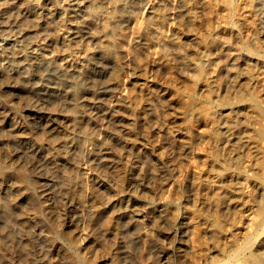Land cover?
Returning a JSON list of instances; mask_svg holds the SVG:
<instances>
[{"label": "rangeland", "instance_id": "obj_1", "mask_svg": "<svg viewBox=\"0 0 264 264\" xmlns=\"http://www.w3.org/2000/svg\"><path fill=\"white\" fill-rule=\"evenodd\" d=\"M187 4L0 0V264L264 253V0Z\"/></svg>", "mask_w": 264, "mask_h": 264}, {"label": "bare ground", "instance_id": "obj_2", "mask_svg": "<svg viewBox=\"0 0 264 264\" xmlns=\"http://www.w3.org/2000/svg\"><path fill=\"white\" fill-rule=\"evenodd\" d=\"M232 1V0H231ZM186 2L188 3L187 5H189V6H191V7H193V6H195L196 4H197V0H186ZM227 3H228V1H227ZM245 3V2H244ZM247 3V2H246ZM213 4V3H212ZM94 5V4H93ZM124 5V4H123ZM232 5V4H231ZM247 5H248V3H247ZM122 6V5H121ZM213 6V5H212ZM234 6V5H233ZM243 7H246V6H243ZM250 7V6H249ZM21 8V7H20ZM99 8V7H98ZM132 8V7H131ZM254 8V7H253ZM229 9V8H228ZM231 9V11L229 12V14H228V16H230L229 18H230V22H232V21H234L231 25L233 26V25H235V26H237V28L238 29H240V31H241V25L243 24V18H242V16H235V14H236V9L235 8H230ZM264 9V8H263ZM191 10H192V8H191ZM51 11V10H50ZM207 11V10H206ZM238 11V10H237ZM259 11V10H258ZM191 12V11H190ZM36 15V14H35ZM38 15H39V13H38ZM159 15V14H158ZM241 15V14H240ZM20 16V15H19ZM115 16V15H114ZM43 17V16H42ZM35 18H37V17H35ZM17 19L18 18H16V21H17ZM38 19H39V17H38ZM41 20V19H40ZM108 20V19H107ZM219 21V20H218ZM245 21V20H244ZM7 22V21H6ZM201 22V21H200ZM209 22V21H208ZM39 22H37V24L36 25H39L38 24ZM202 23V22H201ZM219 23V22H218ZM256 23V22H255ZM42 24V23H41ZM49 24V23H48ZM220 24V23H219ZM163 25V24H162ZM106 26V25H105ZM21 27V26H20ZM49 27V26H48ZM63 27V26H62ZM64 28V27H63ZM257 28V27H256ZM12 29V28H11ZM47 29V28H46ZM258 29V28H257ZM256 29V30H257ZM45 30V29H44ZM52 30V29H51ZM57 30V29H56ZM63 30V29H62ZM183 30V29H182ZM15 31V30H14ZM35 31V30H34ZM75 31V30H74ZM199 32V31H198ZM205 32V31H204ZM256 33H258L257 34V36H255L256 37V39L258 40L257 41V43L255 44L256 46H253L252 44H251V42L249 43V41L250 40H245V41H247L248 43H241V41L239 40V43H240V45H242L241 47H242V49L244 48L245 50H247V51H249V52H252V53H254V54H258V55H260V56H262V57H264V51H263V48L264 47H262V44L264 43L261 39L263 38V40H264V37H262L261 35H260V32H259V30H257V31H255ZM42 33H44V32H42ZM46 33V32H45ZM77 34H78V32H76ZM249 33V32H248ZM38 34H40V32L38 33ZM37 34V35H38ZM210 34V33H209ZM25 35V34H24ZM36 35V36H37ZM47 36H48V32H47V34H46ZM254 35H255V33H254ZM45 36V35H44ZM46 36V37H47ZM54 36V35H53ZM86 36V35H85ZM110 36V35H109ZM30 37V36H29ZM262 37V38H261ZM47 38H49V37H47ZM54 39V38H53ZM57 39V38H56ZM78 39V38H77ZM48 40V39H47ZM243 41V40H242ZM58 42V41H57ZM22 43V42H21ZM219 43V42H218ZM220 45V44H219ZM40 46V45H39ZM16 47V46H15ZM220 47V46H219ZM235 47V46H234ZM240 47V48H241ZM93 48V47H92ZM199 48V47H198ZM219 49V48H218ZM64 50V49H63ZM220 51H221V49H219ZM235 50V49H234ZM240 50V49H239ZM230 51V50H229ZM238 51V50H237ZM210 52V51H209ZM241 53V52H240ZM247 54V53H246ZM230 55V54H229ZM244 55V54H243ZM207 56V55H206ZM259 56V57H260ZM207 58V57H206ZM261 58V57H260ZM230 61H232V63H233V66L236 68V69H243V65H244V63H246V61H245V56H242L241 57V55H239V53H234V54H232L231 56H230ZM247 60V59H246ZM261 60V59H260ZM192 65V64H191ZM4 66V65H3ZM248 66V65H247ZM198 67V66H197ZM248 68V67H247ZM3 70V69H2ZM251 70V69H250ZM256 70V69H255ZM254 70V71H255ZM248 71V70H247ZM248 72H251V71H248ZM247 72V73H248ZM9 73V72H8ZM8 73H7V71H6V74L5 73H2V76L3 77H9V76H11V75H8ZM11 73V72H10ZM12 74V73H11ZM245 74V73H244ZM252 74V73H251ZM7 75V76H6ZM239 75V74H238ZM240 75H241V73H240ZM252 77H254V76H252ZM12 78V77H11ZM8 79V78H7ZM223 79V78H222ZM9 80H11V79H9ZM12 80H15V77L14 78H12ZM16 82V81H15ZM25 82V81H24ZM249 85H251V83H249ZM255 86V85H254ZM247 87H250V86H247ZM252 87V86H251ZM256 87V86H255ZM253 89V90H252ZM251 89V91L250 92H248V96L247 97H249V99L251 100V104L253 105V108L254 107H257L258 109H256V110H258L257 112H258V114L256 115L255 113V115H256V117H255V121H256V123H258V127L257 128H259V134H260V136L264 139V96H262L261 95V93H260V91H262V87L258 90V88H257V90H258V92L254 89V88H252ZM257 92V93H256ZM242 96H244V93L243 94H241ZM246 96V95H245ZM225 99V98H224ZM225 101V100H224ZM228 101H229V99H228ZM230 101H231V98H230ZM250 104V105H251ZM251 105V106H252ZM249 108H251V107H249ZM253 108H251L252 110H253ZM57 110V109H56ZM242 110V109H241ZM253 111H251L250 113L251 114H253L252 113ZM250 113H248V114H250ZM255 115H253V116H255ZM250 116V115H249ZM252 116V115H251ZM252 118V117H251ZM238 119V118H237ZM236 120V119H235ZM248 120H250L249 118H248ZM248 120H247V122H248ZM237 121H239V120H237ZM251 121V120H250ZM253 121V120H252ZM41 122V121H40ZM18 123V122H17ZM240 123V122H239ZM251 123H253L254 124V122H251ZM251 126H253V125H251ZM49 127H51V125L49 126ZM250 127V126H249ZM248 126H247V124L245 125V126H241L240 128V130H239V133H240V131L241 132H243V131H247V128H249ZM14 128V127H13ZM251 128V127H250ZM250 130V129H249ZM254 130V129H253ZM238 133V132H237ZM254 133V132H253ZM237 136V135H236ZM256 137H259V135L258 136H256ZM253 138V137H252ZM258 139H260V137L258 138ZM259 141V140H258ZM256 145V144H255ZM261 145V144H260ZM261 147H263V146H261ZM28 150V149H27ZM31 152V151H30ZM38 157V156H37ZM263 157V158H262ZM262 157H258L260 160H261V163H262V160H263V164H264V149H263V156ZM259 159H257L258 160V163H259ZM226 163V162H225ZM260 163V164H261ZM259 165V164H258ZM225 166H227V165H225ZM215 167V166H214ZM222 169H224V167H221ZM228 170V169H227ZM219 171V170H218ZM263 171V170H262ZM224 174V173H223ZM262 175V174H261ZM259 178V177H258ZM230 179V178H229ZM248 179V178H247ZM264 179V178H263ZM262 185H263V187L261 186V187H259L260 189H261V191H260V193L262 194V196H263V202H264V181H263V183H261ZM38 188V187H37ZM227 190V189H226ZM258 190V189H257ZM224 191V190H223ZM227 191H229V192H231L230 191V189L229 190H227ZM225 194V196L228 194V192H224ZM234 194V193H233ZM264 207V206H263ZM264 209H262V211H263ZM34 211V210H33ZM28 213V212H27ZM264 216V215H263ZM220 218V217H219ZM258 232V231H257ZM260 232L261 231H259V233H258V235H260ZM253 234V233H252ZM254 235V234H253ZM252 235V236H253ZM257 235V236H258ZM251 236V237H252ZM256 236V235H255ZM257 236L256 237H254V239H253V237L252 238H250V236H249V240H248V246L249 247H253L252 245H254V243H255V240H257ZM247 246V247H248ZM248 247V248H249ZM261 247V246H260ZM250 249V248H249ZM262 250V249H261ZM258 252H260V251H258ZM252 253V252H251ZM252 256V260H253V263H255V264H263L264 263V253H257V254H252L251 255ZM251 260V261H252ZM247 261V260H246Z\"/></svg>", "mask_w": 264, "mask_h": 264}]
</instances>
